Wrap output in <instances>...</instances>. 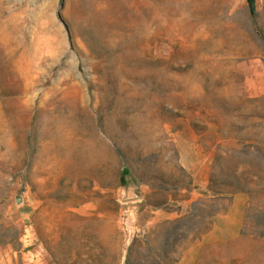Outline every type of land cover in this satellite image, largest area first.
<instances>
[{
	"label": "rangeland",
	"instance_id": "1",
	"mask_svg": "<svg viewBox=\"0 0 264 264\" xmlns=\"http://www.w3.org/2000/svg\"><path fill=\"white\" fill-rule=\"evenodd\" d=\"M201 200L176 264H264V0H0V264H159Z\"/></svg>",
	"mask_w": 264,
	"mask_h": 264
},
{
	"label": "trees",
	"instance_id": "2",
	"mask_svg": "<svg viewBox=\"0 0 264 264\" xmlns=\"http://www.w3.org/2000/svg\"><path fill=\"white\" fill-rule=\"evenodd\" d=\"M247 2L251 14H254L256 12V0H247ZM110 202L118 206L116 198H112ZM196 205H204L205 207H208L206 201H197L192 205V210L188 215L176 218L172 221L163 222L159 225V227H166L165 229L169 231L167 232V237L161 246L162 255L159 257V264H176L180 260L182 251L187 245L191 241L199 238L206 231V229L198 225L197 222L202 220H213L216 212L204 210L202 214H197L195 212ZM170 237H172V240L169 239ZM137 241L138 239L135 238L128 247L126 264H133V255ZM170 244L172 245V253L177 255L172 261L167 260L169 259Z\"/></svg>",
	"mask_w": 264,
	"mask_h": 264
},
{
	"label": "crops",
	"instance_id": "3",
	"mask_svg": "<svg viewBox=\"0 0 264 264\" xmlns=\"http://www.w3.org/2000/svg\"><path fill=\"white\" fill-rule=\"evenodd\" d=\"M209 169H210V163H206V162L202 163L196 169H193V170L189 169L191 171L192 175H193V185H194V189L191 192L190 198L188 199L190 204H192L199 197L210 196V195H208V192L210 191V188H209V176H208ZM236 204L240 207L243 204V202L239 201ZM239 212L240 211H237L236 213L238 214ZM230 216H231V214L228 215L225 218H227V220H228ZM237 219L238 218L235 217V220H237ZM224 220H226V219H224ZM233 221H234V219L232 220V222ZM239 221H237L235 223V227L237 226Z\"/></svg>",
	"mask_w": 264,
	"mask_h": 264
},
{
	"label": "bare ground",
	"instance_id": "4",
	"mask_svg": "<svg viewBox=\"0 0 264 264\" xmlns=\"http://www.w3.org/2000/svg\"><path fill=\"white\" fill-rule=\"evenodd\" d=\"M76 152H77V151H76ZM79 154H80V153H79ZM91 154H94V150L91 151ZM79 157H80V155H79ZM80 159H82V157H80ZM81 161H83V159H82Z\"/></svg>",
	"mask_w": 264,
	"mask_h": 264
},
{
	"label": "water",
	"instance_id": "5",
	"mask_svg": "<svg viewBox=\"0 0 264 264\" xmlns=\"http://www.w3.org/2000/svg\"><path fill=\"white\" fill-rule=\"evenodd\" d=\"M133 201V200H132ZM20 203V202H19Z\"/></svg>",
	"mask_w": 264,
	"mask_h": 264
}]
</instances>
